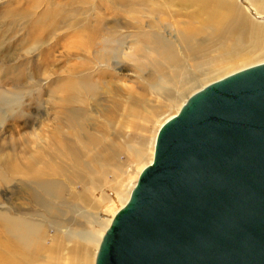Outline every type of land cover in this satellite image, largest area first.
<instances>
[{"label": "rangeland", "instance_id": "obj_1", "mask_svg": "<svg viewBox=\"0 0 264 264\" xmlns=\"http://www.w3.org/2000/svg\"><path fill=\"white\" fill-rule=\"evenodd\" d=\"M174 1L42 0L34 9L0 0V264H96L103 231L151 163L164 122L201 87L264 61V31L192 24ZM46 9L58 28L38 45L54 41L51 57L32 51L43 30L30 33ZM97 22L85 52L84 28ZM76 243L84 255L73 254Z\"/></svg>", "mask_w": 264, "mask_h": 264}, {"label": "water", "instance_id": "obj_2", "mask_svg": "<svg viewBox=\"0 0 264 264\" xmlns=\"http://www.w3.org/2000/svg\"><path fill=\"white\" fill-rule=\"evenodd\" d=\"M96 264H264V61L164 122Z\"/></svg>", "mask_w": 264, "mask_h": 264}, {"label": "bare ground", "instance_id": "obj_3", "mask_svg": "<svg viewBox=\"0 0 264 264\" xmlns=\"http://www.w3.org/2000/svg\"><path fill=\"white\" fill-rule=\"evenodd\" d=\"M31 1L30 7L36 9L41 6L42 0H29ZM64 2V1H63ZM241 3V4H240ZM184 5L189 8V12L186 14L181 13V16L187 17L188 21L192 24H213L217 28L219 27H229L232 25L234 32L238 33L237 31L247 32L248 28L253 29L254 32L257 31H264V0H181L179 3L177 1H174V5ZM241 5V6H240ZM161 6V5H160ZM25 6H21L16 8L14 11L16 13H19L21 9ZM30 7L24 8L23 12L21 14L29 15L30 13ZM165 8H168L166 6ZM43 11V10H42ZM163 11V10H162ZM165 11V10H164ZM64 12V10H63ZM68 12V11H67ZM12 14V13H11ZM41 16L38 18L36 22L35 28L31 30L30 33H39L41 30H43V35L38 34V36L35 38L33 43V46H37L34 49H32L33 54L40 53L42 55L52 56L53 52L51 51L52 47H55L54 41L51 44V47H43L39 46L40 42L42 40H45L46 34L49 31H55L58 28V25L56 23V12L54 10L46 9L43 13L40 14ZM63 15V14H62ZM60 15V16H62ZM178 16V15H176ZM5 17V16H4ZM9 17V16H8ZM15 17V16H14ZM63 17V16H62ZM70 18V17H69ZM60 19V18H59ZM15 20V19H14ZM20 20V18H19ZM105 21V19L103 18ZM133 20V18H132ZM7 21V20H6ZM22 21V20H21ZM257 21V22H256ZM259 21V22H258ZM101 22V21H100ZM100 22H97V25L94 27H86L84 28V31L86 33L85 39H83L82 42V50L85 52H91L93 49V46H95V43L97 39L99 38L98 35L101 32L102 25ZM20 23V22H19ZM56 23V25H55ZM22 24V23H21ZM62 24V23H61ZM70 24V23H69ZM137 24L143 25V22H137ZM25 25V24H24ZM70 26V25H69ZM130 25L129 27H131ZM140 26V27H141ZM139 27V26H138ZM139 27V28H140ZM26 28V27H25ZM123 28V27H122ZM195 28L188 27L186 30V38L188 40L195 39ZM122 30V29H121ZM24 31V30H23ZM128 31V30H127ZM126 31V32H127ZM65 33V32H64ZM70 33V32H69ZM66 34V33H65ZM64 34V35H65ZM83 34V33H82ZM57 36V34H55ZM84 36V35H83ZM57 38V37H56ZM54 39V38H53ZM68 39V38H67ZM106 39V38H105ZM175 39V38H174ZM70 40V39H69ZM176 40V39H175ZM50 42V41H49ZM57 42V41H56ZM60 42V41H58ZM101 42V41H99ZM43 43V42H42ZM105 44V42H104ZM28 45V44H27ZM69 45V44H68ZM147 45V44H146ZM101 46V45H100ZM103 46V43H102ZM80 46H68L64 49V53H59L60 57L63 54V56L71 55V53H76L80 51ZM43 48V50H42ZM29 49V47H28ZM68 49V50H67ZM127 49V48H126ZM53 50V49H52ZM67 50V51H66ZM73 50V51H72ZM28 51V50H27ZM58 51V50H57ZM26 52V51H25ZM81 52V51H80ZM109 52V51H108ZM126 52V51H125ZM129 52V51H128ZM67 53V54H65ZM127 53V52H126ZM114 55V54H113ZM119 55V54H118ZM125 57H130V54H123ZM121 55V56H123ZM27 57V56H26ZM109 57V56H108ZM28 58V57H27ZM30 58V57H29ZM48 58V57H47ZM24 59V58H23ZM87 59V58H86ZM110 59H112L110 57ZM122 60V59H121ZM54 61V60H52ZM44 64H46L45 61H43ZM47 62H51L48 60ZM110 62V61H109ZM122 64V63H121ZM110 67V65H107ZM37 75V74H36ZM79 83V82H78ZM75 84V83H74ZM79 85V84H77ZM82 86V85H81ZM78 87V86H77ZM134 97V96H133ZM137 98V97H136ZM144 99V98H143ZM132 101V100H131ZM141 101V100H140ZM143 102V101H142ZM138 103V102H137ZM136 103V104H137ZM135 104V105H136ZM123 105V104H122ZM130 105V104H129ZM141 105V104H140ZM131 107V106H129ZM135 107V106H134ZM136 108V107H135ZM139 108V107H138ZM124 109V108H123ZM130 109V108H129ZM129 111V110H128ZM78 112V111H77ZM127 112V111H126ZM109 113V112H108ZM110 114V113H109ZM126 114V113H125ZM125 116V115H124ZM129 116V115H127ZM89 119V118H88ZM111 119V118H110ZM114 119V118H113ZM112 121V120H111ZM91 122V121H90ZM113 122V121H112ZM118 123V122H117ZM125 123V122H124ZM122 124V123H121ZM116 125V124H115ZM123 126V125H122ZM120 127V125H119ZM121 129V128H119ZM158 135V134H157ZM157 138V136H156ZM156 138L153 146V152H152V160L154 158L155 153V146H156ZM152 162V161H151ZM131 194V192H130ZM130 197V195H129ZM128 201V200H127ZM117 213V212H116ZM114 214V216L116 215ZM114 216L111 219V222L114 218ZM85 217L88 218L89 222H93L98 225L99 219L96 216H91L89 214H86ZM96 218L98 220H96ZM110 222V224H111ZM108 229V228H107ZM103 232L105 234L106 230ZM104 236V235H103ZM103 238V237H102ZM98 243V251L100 249L101 241ZM83 242H89L91 241L90 236H85L82 238ZM56 243L60 244L62 241L59 238H56ZM73 254L77 253L79 255H84L85 252V245H82L81 243H76L75 246H73ZM96 254V256H97ZM90 259V258H89ZM87 260L84 264H93L92 260Z\"/></svg>", "mask_w": 264, "mask_h": 264}]
</instances>
